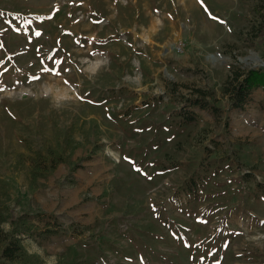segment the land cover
<instances>
[{
	"label": "rangeland",
	"instance_id": "obj_1",
	"mask_svg": "<svg viewBox=\"0 0 264 264\" xmlns=\"http://www.w3.org/2000/svg\"><path fill=\"white\" fill-rule=\"evenodd\" d=\"M260 24L264 0H0V229L27 232L0 264H264V89L222 93L264 68Z\"/></svg>",
	"mask_w": 264,
	"mask_h": 264
},
{
	"label": "trees",
	"instance_id": "obj_2",
	"mask_svg": "<svg viewBox=\"0 0 264 264\" xmlns=\"http://www.w3.org/2000/svg\"><path fill=\"white\" fill-rule=\"evenodd\" d=\"M259 33L264 31V24L258 27ZM256 89H264V68L248 69L247 71H239L231 68L222 85V93L227 97L231 109H242L248 102L251 93ZM201 98L188 100V106H195L199 109L208 110L215 113L216 108L210 106L205 98L210 97V93H203ZM182 117L187 122L195 120L196 115L193 112H184ZM25 230L20 232L9 231L4 232L0 229V256L9 262H17L23 255V247L21 245L22 236L26 235Z\"/></svg>",
	"mask_w": 264,
	"mask_h": 264
},
{
	"label": "bare ground",
	"instance_id": "obj_3",
	"mask_svg": "<svg viewBox=\"0 0 264 264\" xmlns=\"http://www.w3.org/2000/svg\"><path fill=\"white\" fill-rule=\"evenodd\" d=\"M190 4V3H189Z\"/></svg>",
	"mask_w": 264,
	"mask_h": 264
}]
</instances>
